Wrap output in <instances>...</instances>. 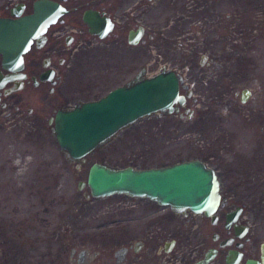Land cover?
Instances as JSON below:
<instances>
[{"label": "flooded vegetation", "instance_id": "flooded-vegetation-1", "mask_svg": "<svg viewBox=\"0 0 264 264\" xmlns=\"http://www.w3.org/2000/svg\"><path fill=\"white\" fill-rule=\"evenodd\" d=\"M36 1L0 0V18L20 20L31 16L35 13ZM55 1L68 12L32 36L30 46L19 58L8 61L0 52V112L11 105L16 109L28 107L26 115L33 117L40 115L39 108L54 110L59 94L57 89L66 76V68L63 67L66 66L65 56L81 48L105 44L116 51L121 46L129 49L138 47L147 57L153 53L157 58L151 60L148 67H158V70L147 73L144 67L136 74L135 81L160 73L174 72L177 75L179 94L184 101L175 103L172 112L166 109L156 113L178 117L179 139L190 140L193 137L191 143L197 144L202 154L187 160L199 159L215 171L221 199L212 216L192 211L184 216L172 210L182 219L177 226L179 234L177 238L175 236L176 240L165 242L166 235H161L163 227L160 226V230L157 228L153 234L150 232L145 241H154L160 246L167 244V247L164 245L166 252L179 246L180 252L177 250L175 255L167 253L164 261L167 264H194L209 252L214 256L208 264H215L213 262L219 256L223 264H248L251 260L264 264L262 115L252 108H243L241 103L249 101L252 93L247 89L235 92L231 85L234 78L230 75L226 78L221 73L215 78L218 80L222 75L227 85L225 101L216 96L220 107L219 112L216 111L219 115L216 119L211 114L209 97L202 95V87L190 83L194 69H247L262 65L261 60H252L262 59L258 56L263 50L264 39L262 2ZM85 6L82 18H79L76 12ZM88 9L97 10L101 18L109 21L106 28L101 29L105 37L90 32L83 19ZM131 36L137 40L136 43L130 42ZM184 70H187L185 74ZM234 94L239 96V101L232 105ZM223 110L225 115L221 113ZM57 111L49 118L50 123L54 124ZM194 116L195 121H191ZM190 121L194 132H183V127ZM138 243L140 246L144 241ZM180 246L186 247V251H182ZM203 249L204 253L201 252ZM217 264H221V260Z\"/></svg>", "mask_w": 264, "mask_h": 264}, {"label": "rangeland", "instance_id": "rangeland-1", "mask_svg": "<svg viewBox=\"0 0 264 264\" xmlns=\"http://www.w3.org/2000/svg\"><path fill=\"white\" fill-rule=\"evenodd\" d=\"M260 1L264 34V0ZM86 7L76 12L79 18ZM262 49L258 53L262 59H252L262 61L258 68L194 69L190 83L200 85L202 95L209 97L215 119L220 109L216 96L224 100L227 87L225 78L221 75L216 80L217 75L234 78L235 92H251L249 101L241 105L262 115L264 153V39ZM65 57L66 76L57 89L54 110L38 107L40 115L33 117L26 115L28 107L24 111L11 105L0 112V264H167V253L175 255L179 246L166 252L167 244L160 246L145 238L162 226L165 242L176 240L182 219L170 207L126 194L95 198L88 195L87 185L79 189V184L87 181L94 162L114 168H150L202 155L198 145L191 143L193 137L179 139L178 117L160 113L144 117L85 160L72 159L60 147L54 124L49 122L58 109H71L135 82L144 67L147 73L157 71L158 67H148L157 57L145 56L138 47L121 46L116 51L105 44ZM237 101L239 96L234 94L232 105ZM221 113L225 115L224 110ZM191 121L183 132H194ZM180 249L186 251V247ZM220 260L223 264L220 256L213 263Z\"/></svg>", "mask_w": 264, "mask_h": 264}, {"label": "water", "instance_id": "water-1", "mask_svg": "<svg viewBox=\"0 0 264 264\" xmlns=\"http://www.w3.org/2000/svg\"><path fill=\"white\" fill-rule=\"evenodd\" d=\"M67 12L58 1L37 0L31 16L20 20L0 18V52L8 61L18 58L28 49L31 37L38 33L42 22L54 23ZM83 19L92 34L105 37L101 29H105L109 21L101 18L97 10H86ZM130 42L137 40L131 36ZM178 101H184L179 94V78L174 72L160 73L118 86L99 99L58 110L53 131L60 147L72 159L85 160L125 127L159 111L172 112ZM85 185L90 188L88 195L95 198L116 194L147 198L184 216L188 210L212 216L221 199L215 171L199 159L150 168H114L94 162L87 181H81L79 189ZM213 256L209 252L194 264H208ZM248 264L259 263L251 260Z\"/></svg>", "mask_w": 264, "mask_h": 264}, {"label": "bare ground", "instance_id": "bare-ground-1", "mask_svg": "<svg viewBox=\"0 0 264 264\" xmlns=\"http://www.w3.org/2000/svg\"><path fill=\"white\" fill-rule=\"evenodd\" d=\"M46 25H48V24H45V23H41V25H40V27H39V30L37 31L38 33L40 32V31H42L45 27H46ZM37 35V34H36ZM36 35H34V36H36ZM30 43V42H29ZM22 52H24V51H22ZM21 52V53H22ZM21 53L19 54V55H21ZM19 55H18V58H19ZM17 59V58H16ZM188 211H190V210H188Z\"/></svg>", "mask_w": 264, "mask_h": 264}]
</instances>
